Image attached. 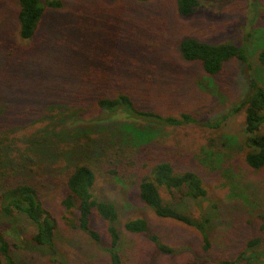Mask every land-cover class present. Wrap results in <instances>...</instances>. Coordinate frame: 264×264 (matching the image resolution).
I'll use <instances>...</instances> for the list:
<instances>
[{
	"label": "rangeland",
	"instance_id": "374dc122",
	"mask_svg": "<svg viewBox=\"0 0 264 264\" xmlns=\"http://www.w3.org/2000/svg\"><path fill=\"white\" fill-rule=\"evenodd\" d=\"M176 1L60 0L61 7L46 9L36 34L25 41L18 33L17 0H0V141L6 140L5 151L15 159L4 176L32 185L56 223V261L45 248L26 243L14 253L19 264H108L106 223L94 218L102 238L94 242L73 227L76 216L61 203L78 162L94 171L95 196L118 209L126 264H219L240 255L248 261L237 264H264V168L245 164L244 111L232 113L247 91L243 67L232 61L211 76L178 51L189 37L245 44L253 75L264 86V67L257 62L264 49V0H199L190 17L179 16ZM119 94L139 109L188 113L198 123L157 124L154 133L146 132V123H129L97 107L100 98ZM136 130L147 133L142 148L133 141ZM212 142L216 148H208ZM162 161L201 178L207 190L201 203L160 193L194 218L207 211L208 251L194 227L157 218L139 199L141 178ZM135 218L148 222V234L124 231V222ZM19 223L26 234L33 231L26 220ZM150 235L175 254L158 253ZM254 239L259 243L250 250Z\"/></svg>",
	"mask_w": 264,
	"mask_h": 264
},
{
	"label": "trees",
	"instance_id": "16d2710c",
	"mask_svg": "<svg viewBox=\"0 0 264 264\" xmlns=\"http://www.w3.org/2000/svg\"><path fill=\"white\" fill-rule=\"evenodd\" d=\"M145 3L148 0H134ZM18 33L22 40L30 41L36 34L46 9H58L60 0H17ZM200 6L199 0H177L176 9L181 17H190ZM178 51L183 60L197 62L208 75L219 74L223 67L232 61L242 65L247 91L244 98L235 107L232 113L244 111L243 147L245 150L244 162L253 170L264 168V86L253 75V66L249 61L245 44L233 43H206L195 38H185L179 43ZM257 62L264 67V49L258 52ZM97 107L106 113L119 116L129 123H146V132L154 133L152 127L158 125L180 127L197 124L198 121L188 113L179 116H163L154 111L139 109L132 98L127 94L102 97L97 101ZM127 124L126 126H131ZM136 130L133 141L141 143L142 148L147 141V133ZM6 141V140H4ZM0 141V164L8 166L0 175V264H19L14 256L16 251L24 248L26 243L43 247L56 261L57 250L54 242L56 223L50 212L42 204L37 190L25 182L13 183L4 176L15 159L10 160L5 148L6 142ZM36 143H32L35 145ZM42 146V144H38ZM216 148L212 142L208 148ZM41 153V150H38ZM18 162V161H17ZM96 182L94 171L86 164L75 163L66 178L67 196L62 200L66 211L76 216L73 227L85 233L94 242L100 243L101 233L94 227V218L99 217L106 223L108 245L104 249L108 256V264H126L120 253L121 234L116 225L118 209L110 201L100 200L93 193ZM160 189L170 198L177 195L186 197L194 203H201L206 199L207 190L201 178L188 170H177L170 162L162 161L153 165L146 176L141 178L138 186L139 199L153 211L159 219H169L194 227L202 240L204 251L211 247L210 230L211 217L200 210L197 218L181 211L174 202H165ZM201 201V202H200ZM198 206H201L199 204ZM24 219L33 228L26 234V229L19 223ZM125 232L134 235L148 234L149 225L144 218L129 219L124 222ZM158 253L174 255L176 250L167 246L157 235H150ZM259 239L248 242V249H253ZM238 261H248L240 255L234 261L223 260L219 264H237Z\"/></svg>",
	"mask_w": 264,
	"mask_h": 264
}]
</instances>
